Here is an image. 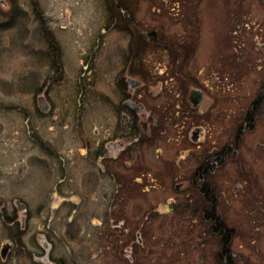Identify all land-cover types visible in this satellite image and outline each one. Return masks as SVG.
<instances>
[{
    "label": "flooded vegetation",
    "instance_id": "af4514ba",
    "mask_svg": "<svg viewBox=\"0 0 264 264\" xmlns=\"http://www.w3.org/2000/svg\"><path fill=\"white\" fill-rule=\"evenodd\" d=\"M62 2L0 0V135L26 155L0 164V264H236L237 200L264 193L236 168L263 161L264 85L245 107L208 88L219 68L189 83V26L161 34L156 1L97 0L83 25ZM222 97L242 114L211 143Z\"/></svg>",
    "mask_w": 264,
    "mask_h": 264
},
{
    "label": "rangeland",
    "instance_id": "374dc122",
    "mask_svg": "<svg viewBox=\"0 0 264 264\" xmlns=\"http://www.w3.org/2000/svg\"><path fill=\"white\" fill-rule=\"evenodd\" d=\"M55 1H66L62 2L61 9L65 8V6H71L72 2L69 1H77L75 9L72 6L69 8L76 11L77 24L83 25L85 20L88 21L91 11L96 10L94 3L97 0ZM83 1L90 2L86 4ZM153 1H156L155 8L158 11L155 19L156 27L161 34L169 35L173 40L178 41L184 37L182 29L189 26V72L191 75L193 74L189 79V83L197 84V79H202V75L198 76L202 67L205 69L204 77H206V72L209 69L219 68L223 77L227 76L226 79L223 81V78H221V87L219 88L215 83L208 82V88L220 91H227L230 88L237 94L238 102L241 101L242 105L247 107L250 101L259 93L260 87L264 85V0ZM141 9H148V6H141ZM81 17H83L84 21L79 24L78 21H80ZM79 30L83 31L80 28ZM260 65L262 69H260ZM15 98L14 96L11 98L6 96L5 100H15ZM225 100L227 99L220 98L221 111L218 112V118L217 114H214V116L213 114L210 115L213 124L208 125L207 129L209 132L208 141L211 143H214L215 137H218L222 123H238L242 114V111L238 109L235 115L230 116L229 112H227L228 110H223ZM12 118L18 119L16 115H13ZM3 120L4 118L0 116V123ZM257 121V125L252 127L251 131L260 133L264 129V109L258 113ZM245 137L247 141L250 136L246 133ZM7 144H11L9 137L0 135L1 165L6 162L5 159L7 157L26 156L22 154V148L16 143L10 146ZM36 152L34 150V153ZM240 166L245 169L246 173L252 172V174H247L249 178L255 177L254 171L256 177L258 176V179L264 185V158L263 161L257 162L255 157H240V159L237 157L236 168L239 169ZM260 185L258 182L257 186ZM248 191L250 195L245 200L243 199L241 202L237 200L238 213L236 214L237 217H240L241 222L237 220L235 225L237 235L233 245L236 250V264H264V211L262 212L260 210L261 205L256 203L260 201L264 203V193H252L251 195L250 189ZM257 192H264V190L260 188ZM3 195L0 194V197L7 199ZM2 198H0V201H2ZM250 210L253 213V217L258 218L256 219L258 221L253 222L251 225L244 219L245 217L249 218ZM195 237L197 236H189L190 241L185 243L174 242L172 249H178L177 251L185 249L182 248V245L187 243L189 246L193 245L192 250L189 248V251H198L200 243L203 242V238L206 236L204 234L198 239H195ZM207 241H209L207 249L212 253L215 243L211 238ZM249 255L250 258L247 259Z\"/></svg>",
    "mask_w": 264,
    "mask_h": 264
}]
</instances>
